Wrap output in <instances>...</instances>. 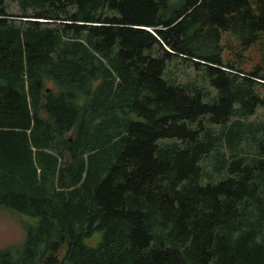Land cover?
<instances>
[{"label": "trees", "instance_id": "obj_1", "mask_svg": "<svg viewBox=\"0 0 264 264\" xmlns=\"http://www.w3.org/2000/svg\"><path fill=\"white\" fill-rule=\"evenodd\" d=\"M17 3L0 207L37 220L0 264H264V0Z\"/></svg>", "mask_w": 264, "mask_h": 264}, {"label": "rangeland", "instance_id": "obj_2", "mask_svg": "<svg viewBox=\"0 0 264 264\" xmlns=\"http://www.w3.org/2000/svg\"><path fill=\"white\" fill-rule=\"evenodd\" d=\"M5 8L7 12H10L11 14H18L22 12L21 8L18 6L17 0H5ZM255 59L256 57L252 53V58L250 64H248V67L252 65ZM192 70H178L176 73H172V76H177L178 79L186 80L194 74ZM48 84L51 85V83ZM263 117L264 107H259L255 114L250 116L249 119L260 120ZM224 150H226L225 147ZM205 162L207 167L211 168L212 156H208ZM36 220V217H30L25 214L15 212L11 209L0 207V249L20 248L26 236V225L34 224ZM99 236L100 233L98 232L92 238L86 239V243L91 245L96 244Z\"/></svg>", "mask_w": 264, "mask_h": 264}]
</instances>
